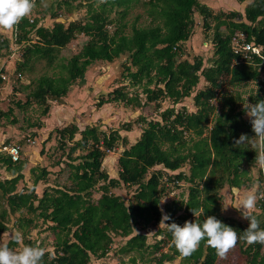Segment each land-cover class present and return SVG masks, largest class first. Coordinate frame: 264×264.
I'll use <instances>...</instances> for the list:
<instances>
[{"label": "trees", "instance_id": "16d2710c", "mask_svg": "<svg viewBox=\"0 0 264 264\" xmlns=\"http://www.w3.org/2000/svg\"><path fill=\"white\" fill-rule=\"evenodd\" d=\"M78 1L86 4L89 17L85 21L68 24L54 21L52 26H45L38 24V18L31 21L26 17L14 28L12 36L17 44L26 43L22 49L24 58L16 66L18 79L24 71H30L34 61L42 60L48 67L59 68L56 74H41L30 83L21 84L20 88L29 92L24 103L17 101L18 106L36 103L41 113L47 115L49 101H61L92 64L113 63L117 59L122 65L119 85L100 93L95 107L122 103L136 110L154 103L159 110L165 99L173 105L160 111L158 119L139 114L134 120L124 121L121 129L104 130L100 124L81 128L75 122L57 128L59 147L71 169L68 176L71 183L59 187L48 185L42 194L36 187L40 181H47L51 170L41 165L30 167L33 186L19 190L26 161L21 157L15 162L7 153L0 152V163L12 176L0 177V243H7L10 248L18 246L11 240L2 242V234L11 231L10 213H18L15 226L23 235L24 245L44 247L27 237L35 227L36 218L46 222L47 228L56 234L53 248L44 247L42 264H90L101 260L112 252L117 236L125 239L120 253H142L151 248L153 257L149 261L156 264L178 258V264H216L219 257L206 241L192 255L182 257L174 246H169L172 237L166 228L157 229V235H164L165 239H157L154 244L148 243L144 228L160 222L161 210L171 216L166 223L176 222L181 226L185 221L202 222L206 216H215L238 233L249 226V221L222 213L220 190L226 183L238 188L253 186L249 167L258 166L255 150L250 143L235 145L234 139L241 134L249 138L255 134L243 105L238 103L242 98L240 92L236 96L232 92H219L224 78L232 87L256 81L257 88L252 89L249 101L255 104L264 100V61L260 64L262 59L256 55L258 65L247 63L232 45L235 32L242 31L244 41L264 47V0H251L244 12H215L201 0H60L54 18L59 17L61 8L74 9ZM139 5L150 19L148 24H139L141 13L134 21L128 20L130 11ZM195 12L202 17L207 41L211 42L210 61L202 55L184 58L186 42L197 33ZM33 33L37 37L35 41ZM80 34L88 36L80 51L66 62L57 61L61 49ZM10 42L8 37H3L0 48L10 47ZM127 79L131 80V86L143 87L145 99L138 90L130 89L125 83ZM3 82L0 70V85ZM201 83L206 85L198 87L193 95L196 109L176 108ZM215 99L221 104L219 112L213 104ZM12 111L0 109V117L10 116ZM16 121L13 117L12 122ZM136 124L140 131L137 129L132 142L128 133L135 131ZM31 125L39 127L41 123ZM121 130L126 132L122 134ZM117 148L122 151L117 158L118 174L113 176L103 167V162ZM60 158L54 164H61ZM185 164H189L188 172L181 170ZM183 180L190 183L187 198L163 203L164 196L172 189L170 183ZM122 186L134 188L130 198L114 191ZM96 189L101 193L93 199L92 192ZM257 202L262 214L260 227L264 228V200ZM191 209L201 215L196 218ZM239 243L247 264H264L262 244ZM135 261V257L130 258L131 263Z\"/></svg>", "mask_w": 264, "mask_h": 264}, {"label": "rangeland", "instance_id": "374dc122", "mask_svg": "<svg viewBox=\"0 0 264 264\" xmlns=\"http://www.w3.org/2000/svg\"><path fill=\"white\" fill-rule=\"evenodd\" d=\"M60 0H44L48 7H44L42 2H36V7L33 9L29 18H38V24L45 26H52L54 21H62L68 24L70 21L81 20L85 21L89 17L87 7L84 1L75 2V8L72 10H67L65 8L60 9V14L58 18H54L53 12L59 11L58 3ZM215 11H232L235 10L236 6H231V4H224L223 1L219 0H201ZM216 1V2H215ZM141 13V18L139 24H148L150 19L144 12L141 5L134 7L129 15L128 20L134 21L135 17ZM195 25L197 28V33L186 42L184 58L194 59L197 55H202L207 61H210L213 49L211 48V42L207 41L205 35V28H203L202 17L198 12L194 14ZM112 30V28L109 26ZM222 29H226L223 26ZM14 30V29H13ZM13 30L0 29V41L3 37H8L10 42V47L0 48V70L2 73L4 82L0 85V109L3 111H8L12 109V114L6 117H0V146L3 143H20L22 145V159L26 161V167L24 168V178L20 180L18 184V189L22 190L23 187H32L33 182L30 179V167L37 165L47 166L51 173L48 176L47 181H40L36 187L39 194H42L43 189L48 185L50 187H59L66 183H71L68 180L69 173L71 171L70 167L67 166L68 159L66 155L63 154L62 148L59 147V138L57 134V128L65 127L71 122H75L79 127L83 128L90 124H100L104 130H110L111 127L121 129L122 123L127 120H134L139 114L146 116L148 119L160 118V111L164 108L172 106V102L169 99H165L162 103V108L157 109L154 103H149L141 107L140 109L134 110L135 107L126 108L122 103L107 104L103 107H95V101L100 95V93H106L107 88L112 89L113 87L119 85L117 81L122 71V65H120L119 59L115 60L113 63L98 62L92 64L83 78H79L70 88L69 93L61 100H50V109L47 115L41 113V107L36 103L26 105L24 107H19L17 101L24 103L27 99V93L29 90H24L21 84L30 83L33 77H38L41 74H56L59 72L58 67H48L45 61H34L30 71H24L21 77H16V66L19 61H22L24 56L22 55L23 47L26 45L25 42L17 44L15 36H12ZM130 28L128 29V31ZM209 37L212 38V30H209ZM32 39L35 41L37 39L36 35L32 34ZM88 36L80 34L71 43L61 49L59 54V62H66L67 59L78 53L83 45L87 42ZM3 69V70H2ZM15 71V72H14ZM9 78V79H8ZM123 81V80H121ZM130 79H127L125 83L129 85L130 89L138 90L141 93L142 98L145 99V94L143 92V87L141 85L131 86ZM227 79H223V86L221 87L222 92H228V94L235 95L237 91L240 92L242 98L238 99L240 105L251 103L249 101V94L252 93V89L257 88L256 81H250L249 84L236 85L234 87L226 83ZM204 83L197 86L192 92L190 97H186L182 102L176 104V108H181L185 106L189 110H195L193 95L198 87H204ZM254 87V88H253ZM213 104L217 105L216 112L221 110V104L219 99L213 100ZM133 108V109H132ZM13 117L17 119L16 122H12ZM247 117V115H245ZM40 122L41 126H32L31 123ZM135 131L129 132L128 135L132 142L136 139L138 134L139 124L134 126ZM138 129V131H137ZM126 131L121 130V133ZM133 134V135H132ZM3 141V142H2ZM44 146V153H41V149ZM68 148H66L67 151ZM122 148H117L115 151L108 153L107 158L104 159L103 167L110 173V175H117L119 170V165L117 163V158L119 157ZM78 153V152H77ZM61 157V158H60ZM60 158L61 164H54L55 160ZM67 159V160H66ZM161 166H157L160 168ZM242 167H247L246 164H242ZM181 170L189 171V164H185ZM259 165L254 167H249V175L254 181L253 186L247 187H231L228 183L220 190V194L223 196L222 205L224 215L233 216L236 219L241 218L244 222L248 220L244 219L241 215V211L235 209L236 200L239 195L253 190L257 195L262 191L263 186L261 184L262 180L259 179ZM168 175H170L168 173ZM0 177L2 179L11 178L12 176L7 171L5 165L0 163ZM172 184V189L169 194L164 196L165 201H170L172 199H186L190 183L186 180L180 181L179 183ZM174 184L178 186H174ZM99 188V186H98ZM235 190V191H234ZM118 194H122L126 199L130 198L131 194L134 192V188L130 187H120L114 189ZM101 191L96 189L92 192L93 199H97L100 196ZM258 203V202H257ZM1 205V204H0ZM163 207V204L161 205ZM252 215H255L258 220L262 218V214L257 204L255 209L252 210ZM19 216L18 213H10L8 221L11 231L2 234V242L9 241V234L14 231H18L16 228V220ZM47 223L43 222L42 219L36 218L35 227H33L28 234V238L31 240L35 239L38 243H41L45 248H53V241L55 238V232L47 228ZM159 228L158 224H149L144 228V232L148 235V243L154 244L157 239H165L164 235H157L156 231ZM165 229V228H163ZM125 242V239L121 237H116L115 242L112 246V252L101 260L91 261L90 264H134L130 262V258L135 257V264H156L155 262H150L149 259L153 257V250L150 248L138 253L136 251L120 253V248ZM246 244H244L245 246ZM19 247L16 246L15 248ZM51 247V248H50ZM14 248V249H15ZM243 246L238 242V244L229 251L226 258H218L216 264H247L246 255L242 251ZM166 249V248H165ZM264 252V245L263 250ZM180 263V258L176 259L174 262H166L164 264H178Z\"/></svg>", "mask_w": 264, "mask_h": 264}, {"label": "clouds", "instance_id": "9594fccd", "mask_svg": "<svg viewBox=\"0 0 264 264\" xmlns=\"http://www.w3.org/2000/svg\"><path fill=\"white\" fill-rule=\"evenodd\" d=\"M44 7H48L41 0ZM36 7V0H0V29L13 30L24 18L31 15ZM243 110L252 126L254 136L249 138L247 134H241L234 139L235 145L250 143L255 150L257 164L264 168V100L255 104H243ZM235 191V190H234ZM257 204L255 191L249 190L238 196L235 209L241 211L244 219L249 221V226L243 232L238 233L233 227L225 225L215 216H206L201 222L185 221L183 226L176 222L166 223L171 220L170 214L161 210L159 228H166L171 234L170 247H175L182 257L192 255L206 241L207 246L213 248L216 255L226 258L227 254L238 242L244 241L248 245L259 243L264 245V228L260 227V221L252 210ZM197 218L201 215L195 209H191ZM9 239L19 247L10 248L7 243H0V264H42L46 249L40 245H24L23 235L20 231L9 234Z\"/></svg>", "mask_w": 264, "mask_h": 264}, {"label": "built area", "instance_id": "2783aa9c", "mask_svg": "<svg viewBox=\"0 0 264 264\" xmlns=\"http://www.w3.org/2000/svg\"><path fill=\"white\" fill-rule=\"evenodd\" d=\"M32 21V19H31ZM245 34L242 31H236L232 37V45L235 53L239 54L241 59L247 63L258 65L255 56L262 59L260 64L264 61V47L262 45H254L251 42L244 41ZM5 78V76H3ZM0 152L7 153L13 161H18L22 157V145L20 143H3L0 146ZM262 191L258 194V200H264V168L259 166Z\"/></svg>", "mask_w": 264, "mask_h": 264}, {"label": "crops", "instance_id": "0c3cea01", "mask_svg": "<svg viewBox=\"0 0 264 264\" xmlns=\"http://www.w3.org/2000/svg\"><path fill=\"white\" fill-rule=\"evenodd\" d=\"M210 1H214V0H210ZM219 1H223L224 4H231V6H236L237 8L235 10L244 12V8L246 6V4L248 2H250L251 0H245L244 2H239V0H219ZM216 2V1H215ZM92 125V124H90ZM135 141V140H134ZM3 142V141H2ZM239 220H242L241 218H239ZM243 221V220H242Z\"/></svg>", "mask_w": 264, "mask_h": 264}]
</instances>
